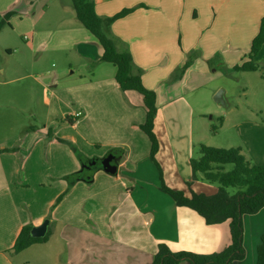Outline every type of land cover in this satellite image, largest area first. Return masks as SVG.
Masks as SVG:
<instances>
[{
  "label": "crops",
  "instance_id": "obj_1",
  "mask_svg": "<svg viewBox=\"0 0 264 264\" xmlns=\"http://www.w3.org/2000/svg\"><path fill=\"white\" fill-rule=\"evenodd\" d=\"M94 2L97 13L102 16H112L122 9L134 7L132 12L114 20L111 35L118 49L131 52L136 67L142 70L145 86L157 93L155 132L160 143L157 158L166 183L187 194L191 191L215 193L218 186L196 179L191 165L194 144L206 132L203 122L199 123L203 117L198 121L197 116L206 111V90L214 77L213 71L216 72L222 64L240 63L249 53L264 16V0ZM19 4H22L24 15L34 13L33 0H0V16L8 11L18 13L15 9ZM25 28L31 32L29 47L35 43L44 45L39 42V31L34 23L31 28ZM66 28H71L67 32L74 39L69 47L61 48L74 47L83 58L92 62L94 70L81 75L80 80H87L69 88L75 89L70 97L60 94L56 75L51 78V84L47 79L40 81L47 91L48 120L27 130L26 139L32 136L38 149L36 153L30 148L25 150L21 180L17 178L19 168L11 159L21 150L1 148L8 155L0 153V264H17L11 257V249L22 227L41 224L56 198V194H48L44 201L40 200L44 202V208L36 214L26 201L20 203L16 199L14 190H18V184L28 185L34 176H38L39 185H44L42 177L47 172L66 181L73 174H81L84 162L96 159L100 163L113 149L116 150L115 163L118 165L116 173L105 171L100 164L93 171L92 179L86 181L78 176L71 182L67 181L64 187L67 194L54 208L55 212L67 200H75L79 189L89 190L90 200L96 207L100 203L112 207L111 213L105 215L106 223H109L107 229L110 227L112 230L108 231L115 232L113 240L128 244L130 241L131 249L137 250L142 258L140 264H151L159 243H166L174 251L197 253H212L226 247L231 242L229 221L208 224L195 210L178 206L170 195H148V192L157 191L160 181L157 166L149 155L150 140L139 126L146 119L142 95L121 89L115 77L116 67L101 60L103 48L85 26L77 23ZM5 50L15 52L10 46ZM214 59L218 61L217 66ZM188 60L190 65L178 76L177 68ZM49 86L53 87L51 96L46 90ZM219 87L209 88L211 96ZM56 108L58 113L52 115ZM77 111H82V115L75 117ZM59 114L66 121H59ZM226 122L227 115L224 114L221 127ZM236 125L242 126L241 123ZM238 133L242 134V131ZM247 134L249 136L245 140L251 141L253 152H257V134L251 130ZM44 143L43 161L46 158L48 164L32 168V162L40 163V145ZM238 146L246 155L243 146ZM79 148L86 152L85 161L78 152ZM112 215L114 219H111ZM50 219L53 221L54 218ZM243 220L246 256L234 264H257V247L264 233V207L255 214H245ZM125 232H129L130 237ZM180 264L190 263L182 261Z\"/></svg>",
  "mask_w": 264,
  "mask_h": 264
},
{
  "label": "rangeland",
  "instance_id": "obj_2",
  "mask_svg": "<svg viewBox=\"0 0 264 264\" xmlns=\"http://www.w3.org/2000/svg\"><path fill=\"white\" fill-rule=\"evenodd\" d=\"M33 1L34 13L24 15L21 12L22 4H19L15 9L18 13L12 14L0 28V153L8 155L2 150L4 148H8L7 151H13V147H16L18 152L21 150V153L11 156L15 167L19 168L18 180L23 177L22 156L27 154L25 150L30 148L36 153L38 149L32 136L26 139L27 130L48 120V108L45 105L47 91H44V84L40 81L47 79L50 81L48 84H51V78L56 75L59 78L57 89L60 94L70 97L75 89L69 88L81 80H87H80L81 75L94 70L92 62L83 58L74 47L61 48L69 47L74 39L67 32L71 28L66 26L77 23L82 25L77 19L72 0ZM3 18L1 15L0 22ZM33 23L39 31V42L44 45L35 43L33 47H29L31 32L25 27L31 28ZM25 36L28 38L25 39ZM6 46L12 47L15 52L8 53ZM254 59L258 63L257 70H236L235 65L239 64L237 61L238 63L231 66L222 64L216 72H212L214 77L208 87L220 86L217 92L224 89L229 104H218L214 99L216 93L211 96V91L207 88L206 111L202 116H197L198 121L203 117L199 123L203 122L206 132L200 136L202 139L194 144L193 157L199 156L201 143L226 148L241 144L252 164L264 162V45ZM217 63V59H214L215 66ZM176 73L181 76L182 68L178 67ZM52 89L51 86L46 89L49 90L50 96ZM57 110H52V115H56ZM224 114L227 115V122L221 127L220 118ZM57 117L59 121H66L60 114ZM199 123L196 122V125ZM239 123L241 127H237L236 124ZM195 130L197 131V127ZM250 130L257 134V152H253L254 145L251 141L245 140ZM238 131H242V134ZM40 148L42 158L39 165L38 161L32 162V168L48 164L46 158L45 162L43 161L45 143L40 145ZM78 152L85 161L86 152L81 148ZM228 167L231 168V165ZM50 174L47 172L42 177L44 185H39L40 178L34 176L28 185L18 184V190H14L16 199L20 203L26 201L36 214H40L44 208V197L56 194V198L48 207V215L45 217L50 221V218H54L48 227V238L30 245L21 252H12L13 260L17 264H140L142 258L137 250L131 249L130 241L128 244L113 240L112 234L115 232H109L108 229L112 230L110 227L107 229L109 223H106L105 215L111 213L112 207L100 203L97 208L90 200L89 190L79 189L75 193V200H67L66 204L55 212L54 208L61 202H56L57 197L65 191L67 181H73L75 176L62 181ZM198 179L209 183L200 174ZM59 190L62 191L58 192ZM156 190L148 192V195H169L161 191L159 186ZM228 190L233 192L234 188ZM116 197H119L118 193ZM22 206L25 207L23 204ZM112 218L115 217L112 215ZM125 233L130 237L129 232Z\"/></svg>",
  "mask_w": 264,
  "mask_h": 264
},
{
  "label": "trees",
  "instance_id": "obj_3",
  "mask_svg": "<svg viewBox=\"0 0 264 264\" xmlns=\"http://www.w3.org/2000/svg\"><path fill=\"white\" fill-rule=\"evenodd\" d=\"M79 21L98 40L103 48L102 61L110 62L116 67V80L123 91H136L142 95L143 105L146 109V119L140 124V128L148 136L151 148L150 159L157 166L160 189L169 194L178 206L189 207L201 216L208 224H218L229 221L231 242L219 251L212 253H197L190 250H172L166 243H159L151 264H180L188 261L190 264H234L245 258L244 246V220L245 214H255L264 207V162L252 164L240 146L216 147L201 143L199 156L191 158L194 176L202 178L209 183L217 184L218 190L213 194L191 191L186 194L183 190L170 187L165 179L161 164L158 161L159 138L155 132V118L158 111L157 93L145 86L142 80V70L137 68L132 54L128 49H118L112 35L111 25L114 20L121 18L134 10L125 8L112 16L99 15L95 8L94 0H72ZM8 11L4 20L0 22V28L13 14ZM264 45V16L261 18L258 33L252 39L251 48L244 60L235 65L236 70L253 71L258 69L255 57ZM188 60L182 68V73L189 66ZM69 122H73L69 117ZM221 125L223 117L220 118ZM51 131V129H49ZM50 135V132H48ZM57 140H63L56 137ZM15 147H13V150ZM8 150V148L3 149ZM116 152V150H111ZM231 165V168L228 167ZM100 163L93 166L94 171ZM92 171H83L73 174L75 178L83 175L89 176L85 180L92 179ZM69 178V177H68ZM74 180V178H73ZM228 188H234L230 192ZM66 191L62 192L56 202L62 200ZM32 225L22 227L11 249L13 252H21L30 245L46 240L44 237H33L30 234ZM48 233V231H47ZM257 264H264V233L257 247Z\"/></svg>",
  "mask_w": 264,
  "mask_h": 264
},
{
  "label": "water",
  "instance_id": "obj_4",
  "mask_svg": "<svg viewBox=\"0 0 264 264\" xmlns=\"http://www.w3.org/2000/svg\"><path fill=\"white\" fill-rule=\"evenodd\" d=\"M215 101L220 105H228L227 99L225 97L224 89H220L216 95L214 96ZM116 160V152L109 153L104 159L100 160V164L103 169L109 173H116L118 165L115 163ZM98 161L92 160L87 161L82 164L81 171L83 172L85 169L90 170L92 166H94ZM91 175L85 176L83 175L82 179L90 178ZM50 220L45 218L43 222L39 225H33L30 229V234L33 237H44L47 234Z\"/></svg>",
  "mask_w": 264,
  "mask_h": 264
},
{
  "label": "built area",
  "instance_id": "obj_5",
  "mask_svg": "<svg viewBox=\"0 0 264 264\" xmlns=\"http://www.w3.org/2000/svg\"><path fill=\"white\" fill-rule=\"evenodd\" d=\"M81 115H82V111H77V112H75V114H74L75 117H79V116H81Z\"/></svg>",
  "mask_w": 264,
  "mask_h": 264
},
{
  "label": "flooded vegetation",
  "instance_id": "obj_6",
  "mask_svg": "<svg viewBox=\"0 0 264 264\" xmlns=\"http://www.w3.org/2000/svg\"><path fill=\"white\" fill-rule=\"evenodd\" d=\"M88 162H89V161H88ZM92 168H93V166L91 167V169H92ZM91 169H90V170H86V169H85V171H87L86 173H88L89 171H91Z\"/></svg>",
  "mask_w": 264,
  "mask_h": 264
}]
</instances>
